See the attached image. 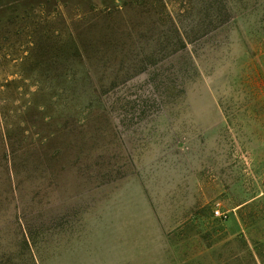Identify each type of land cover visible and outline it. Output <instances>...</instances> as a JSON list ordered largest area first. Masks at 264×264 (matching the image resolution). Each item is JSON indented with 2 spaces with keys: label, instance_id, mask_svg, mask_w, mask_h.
Masks as SVG:
<instances>
[{
  "label": "rangeland",
  "instance_id": "1",
  "mask_svg": "<svg viewBox=\"0 0 264 264\" xmlns=\"http://www.w3.org/2000/svg\"><path fill=\"white\" fill-rule=\"evenodd\" d=\"M115 257L264 264V0H0V264Z\"/></svg>",
  "mask_w": 264,
  "mask_h": 264
},
{
  "label": "crops",
  "instance_id": "2",
  "mask_svg": "<svg viewBox=\"0 0 264 264\" xmlns=\"http://www.w3.org/2000/svg\"><path fill=\"white\" fill-rule=\"evenodd\" d=\"M96 262H98V263H107L108 262L110 264H120L122 262V260L120 261V259H118L117 257H115V258H99V259H96ZM123 262L126 263V260H123Z\"/></svg>",
  "mask_w": 264,
  "mask_h": 264
}]
</instances>
